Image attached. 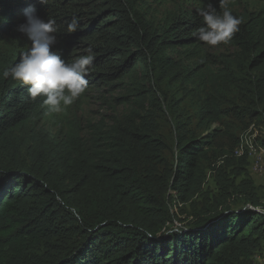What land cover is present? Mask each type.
Masks as SVG:
<instances>
[{"label": "trees", "instance_id": "trees-1", "mask_svg": "<svg viewBox=\"0 0 264 264\" xmlns=\"http://www.w3.org/2000/svg\"><path fill=\"white\" fill-rule=\"evenodd\" d=\"M208 2L0 0V146L7 140L0 149V229L23 220L10 234L37 232L44 255L26 264H246L261 246L264 214L255 210L261 205L251 195L246 207L219 211L220 202L187 227H166L171 202H188L202 189V158L211 144L189 134L180 112L172 165L166 138L147 116L133 111L109 122L82 112L92 91H119L113 100L123 105H159L150 85L166 52L209 68L208 45L192 34L202 25L196 9ZM210 2L221 11L219 0ZM29 5L41 18L55 20V48L64 59L87 54L89 46L95 57L86 90L61 113H49L43 97L30 99L27 86L2 76L31 46L18 31ZM228 7L241 19L229 42L248 66L263 67L264 0H230ZM74 18L79 26L69 33ZM256 87L263 100L264 85ZM173 102L171 111H179ZM248 112L264 119V104ZM224 183L228 193L234 183Z\"/></svg>", "mask_w": 264, "mask_h": 264}, {"label": "rangeland", "instance_id": "rangeland-1", "mask_svg": "<svg viewBox=\"0 0 264 264\" xmlns=\"http://www.w3.org/2000/svg\"><path fill=\"white\" fill-rule=\"evenodd\" d=\"M153 7L148 8V12L153 11ZM248 8L249 5L242 7ZM206 51L211 54L207 69L196 67V60L180 59L173 52L164 54L163 65L159 64L154 71V81L150 85L160 99L159 105H154L151 100L141 106L123 105L120 100H113L121 96L119 91L110 94L90 90L82 109L85 118H104L109 122L125 119L133 111L139 112V116H147L169 144L170 149L166 152L169 165L176 162L177 112L186 117L189 134L211 140L202 158L205 171L202 189L188 202L179 199L171 202V220L167 222V228L187 227L199 218V213L220 202L224 204L219 211L246 207L250 195L259 201L261 206L258 208L264 210V172H253V160L246 153L251 142L264 152V119L254 118L248 112V108L250 111L263 109L264 98L258 99L256 85H264V66L258 69L248 66L241 49L230 42L208 45ZM171 99L176 101L179 111H171V108L175 109ZM205 119L210 123L207 128L202 125ZM6 144L7 140L1 143L2 151ZM239 150L245 154L238 155ZM224 181L234 183L228 193ZM22 223L23 220H19L10 228L0 229V255L5 258L4 264H26L44 255L45 246L36 238V231L10 234L12 228ZM246 264H264V239Z\"/></svg>", "mask_w": 264, "mask_h": 264}, {"label": "clouds", "instance_id": "clouds-1", "mask_svg": "<svg viewBox=\"0 0 264 264\" xmlns=\"http://www.w3.org/2000/svg\"><path fill=\"white\" fill-rule=\"evenodd\" d=\"M39 2L46 4L47 0ZM229 2L219 0V12L210 0L205 7H198L196 11L202 18V25L192 33L193 36L209 46L227 44L241 23V19L229 9ZM23 12L26 21L18 26V31L28 37L31 46L21 53L18 62L3 70L2 76L27 86L30 99L43 97L49 113H61L88 86L86 75L95 59L92 48L85 49L87 54L64 59L55 48L58 30L55 20L41 18L34 5H29ZM78 26L79 22L74 18L67 31L75 32Z\"/></svg>", "mask_w": 264, "mask_h": 264}, {"label": "built area", "instance_id": "built-area-1", "mask_svg": "<svg viewBox=\"0 0 264 264\" xmlns=\"http://www.w3.org/2000/svg\"><path fill=\"white\" fill-rule=\"evenodd\" d=\"M250 144H251V146L248 148V151L246 153H247L248 157H250V159L253 160L252 170H253V172H264V152L260 151V149H258L256 147V144H254V142H251ZM237 153H238V155H241L242 153H244V151L239 150V151H237ZM174 195H175V193H174ZM174 206H175V209H177V206L176 205H174ZM256 208H258V207H256ZM256 210L260 211L261 213L262 212L264 213V210L262 211L260 208H258Z\"/></svg>", "mask_w": 264, "mask_h": 264}]
</instances>
